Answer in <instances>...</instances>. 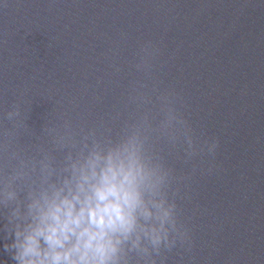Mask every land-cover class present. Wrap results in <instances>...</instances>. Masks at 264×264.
<instances>
[{
  "label": "water",
  "instance_id": "water-1",
  "mask_svg": "<svg viewBox=\"0 0 264 264\" xmlns=\"http://www.w3.org/2000/svg\"><path fill=\"white\" fill-rule=\"evenodd\" d=\"M109 167L107 264H264V0H0V264Z\"/></svg>",
  "mask_w": 264,
  "mask_h": 264
},
{
  "label": "clouds",
  "instance_id": "clouds-1",
  "mask_svg": "<svg viewBox=\"0 0 264 264\" xmlns=\"http://www.w3.org/2000/svg\"><path fill=\"white\" fill-rule=\"evenodd\" d=\"M138 194L131 187V176L122 178L109 167L92 196L85 201L79 197L65 199L46 214L43 227L37 233L47 243L71 248L64 255L54 257L53 264H107L116 251L113 234L131 229L134 219L129 209L134 207ZM79 204V206H78ZM36 237H28L29 245ZM31 247L25 251H30ZM73 254L78 258L73 259Z\"/></svg>",
  "mask_w": 264,
  "mask_h": 264
}]
</instances>
